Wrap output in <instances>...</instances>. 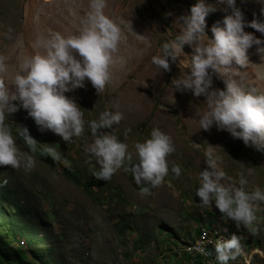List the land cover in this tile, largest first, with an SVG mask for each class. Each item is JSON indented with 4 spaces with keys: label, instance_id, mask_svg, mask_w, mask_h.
Segmentation results:
<instances>
[{
    "label": "rangeland",
    "instance_id": "1",
    "mask_svg": "<svg viewBox=\"0 0 264 264\" xmlns=\"http://www.w3.org/2000/svg\"><path fill=\"white\" fill-rule=\"evenodd\" d=\"M194 3L195 0H106L104 13L120 25L122 39L114 54L112 79L102 92L96 93L85 79L84 87L64 93L85 110V131L72 142H63L49 130L38 131L26 110L19 107L6 114L19 152L32 155L34 163L28 172L3 166L2 179L15 183L20 196L32 199L44 216L40 228L43 243L35 248L52 247L51 256L61 264H194V257L185 252L189 253L190 248L192 254L197 253L193 245L198 240L208 241L207 233L202 232L200 239L186 244L185 252L183 244L193 241L197 228L207 224L216 226L225 238L229 234L239 236L242 252L227 264H264V204L257 205V231L251 233L243 226L236 228L231 220H221L214 205L199 206V198L194 194L197 174L205 167L203 153L208 145L220 156L219 166L228 176L234 180L239 173L246 176L247 191L257 186L264 189V150L245 146L214 125L207 131L197 130L195 119L202 111L204 98L193 97L190 91L171 92L168 86L171 79L183 70L188 71L184 68L187 57L170 62L167 72H159L150 63L149 58L158 52L160 42L178 32L173 26L175 18L187 15ZM206 3H215V0H206ZM87 5L88 0H0V58L5 64L0 81L10 86L22 59L36 51L42 52L33 47L37 35H46L49 31L62 35L75 33ZM234 6L240 9L245 22L242 30L264 41V36L247 26L253 14L260 19V5L256 0L243 3L235 0ZM222 8L225 10L221 11ZM228 12L230 9L220 4L216 11L205 16L204 31L209 38V27ZM256 47L252 45L246 50L249 64L236 67L243 75L241 82L246 88L264 92V78H257L258 73H264V57L255 51ZM182 52L187 55L191 48L184 45ZM210 87L223 89L222 81L214 73ZM104 109L123 114L120 123L113 126L114 134L128 145L133 161L136 157L132 145L146 138L153 126L168 134L175 151L166 159L169 167L171 163L181 166L180 175L166 176L164 181L170 182L150 188L147 195L139 193L140 186L123 169H118L107 181L96 179L93 173L98 166L87 159L83 147L91 142L87 121L95 119ZM17 125L26 127L28 133L43 134L46 142L38 143L34 151H29L22 138L15 134ZM125 128L130 129L126 138ZM47 147L55 148L60 158L53 159L44 150ZM64 160L69 164L65 165ZM90 178L98 180L99 187L87 190L85 185ZM26 188L28 192H24ZM31 188L36 195L29 193ZM124 218L135 222L131 225L134 232L121 228L120 221ZM160 229L170 234V241L159 237ZM142 232L149 238L140 243L137 235ZM21 240H16L12 248L23 251L34 248L25 240L21 244Z\"/></svg>",
    "mask_w": 264,
    "mask_h": 264
},
{
    "label": "clouds",
    "instance_id": "2",
    "mask_svg": "<svg viewBox=\"0 0 264 264\" xmlns=\"http://www.w3.org/2000/svg\"><path fill=\"white\" fill-rule=\"evenodd\" d=\"M256 3L260 5V19L257 20L253 14L247 26L264 36V0H256ZM220 4L230 12L209 27V38L204 31V18L216 11ZM234 5L235 0H215V3L195 0L187 15H180L173 21L178 32L170 39L161 41L158 52L149 59L159 72H167L170 62L181 56L187 57L184 68L188 71L183 70L182 74L170 80L168 86L171 92L190 91L193 97L204 98L202 111L195 119L197 130L207 131L214 125L218 131H226L245 146L250 145L256 151H261L264 150V92L246 88L241 82L243 75L236 66L244 68L249 64L246 50L252 45H256L255 51L264 57V41L242 30L245 22L240 9ZM105 7L106 0H88L87 10L80 17L75 33L62 35L49 31L46 35H37L33 47L42 52L36 51L22 59L10 86L0 81V189H17L15 183L2 179L3 166L28 172L34 163L32 155L19 152L6 122V114L15 112L18 107L26 110L27 117L32 119L38 131L49 130L63 142H72L84 133L85 110L64 93L84 87L85 79L96 93H100L112 79L114 54L122 39V30L118 23L105 15ZM184 45L191 48L187 55L182 52ZM4 68L3 58H0V71ZM213 73L222 81L223 89L210 87ZM257 78H264V73H258ZM122 119L120 111L104 109L95 119L87 121L91 142L83 147V151L87 159L98 166L93 173L95 178L107 181L118 169H123L140 186L139 193L147 195L150 188L170 182L164 181L166 176L178 177L181 166L171 163L169 167L166 159L175 151L170 136L153 126L146 138L132 145L136 157L133 161L128 145L114 134L113 126ZM128 131L130 129L125 128V138ZM15 134L22 138L29 151H34L38 143L46 142L36 132L28 133L27 128L20 125L16 126ZM44 150L53 159L60 158L55 148L47 147ZM203 156L205 167L197 174L198 186L194 190L199 198L197 204L203 208L214 205L221 214V220H231L236 228L243 226L255 233V222L259 221L255 212L258 204H264V189L257 186L247 191L245 186L248 180L243 173H239L235 180L228 176L219 166L220 156L213 152V146L208 145ZM63 162L69 164L68 160ZM251 171L249 167L248 172ZM24 192H28V189ZM29 193L34 194L32 188ZM96 196L92 199H96ZM118 197L121 198L119 194ZM22 198L20 196L19 204L23 202ZM202 232L207 233L210 242L206 245V251L203 240H198L193 245L197 253L207 256L212 248L217 264H227L241 254L238 235L229 234L225 238L222 231L209 224L197 228L195 239L184 243L183 249L186 244L196 241ZM24 242L20 241L23 245Z\"/></svg>",
    "mask_w": 264,
    "mask_h": 264
},
{
    "label": "trees",
    "instance_id": "3",
    "mask_svg": "<svg viewBox=\"0 0 264 264\" xmlns=\"http://www.w3.org/2000/svg\"><path fill=\"white\" fill-rule=\"evenodd\" d=\"M36 135L41 139L44 138L37 132ZM31 137L37 140L35 136ZM99 184V181L90 178L85 186L87 190H91L93 186L99 187ZM34 195L36 194L34 193L32 196ZM22 199L23 202L19 204L20 195L14 187H4L0 189V264H61L51 256L54 252L52 247L48 246L44 249L35 248V246L43 243V239L40 237V228L45 218L40 211H38V208L34 206L32 199L24 197ZM47 215L50 218L53 217L51 212H48ZM121 220V228L134 232V229L131 228V225L135 223L134 221L127 218ZM158 233L160 238L170 241L168 237L171 236L170 234L168 235L165 230L160 229ZM137 238L141 243L143 239L149 237L146 236L145 232H142L141 235H137ZM21 239H24L29 246L34 248H29L27 251L12 248L16 240ZM208 242L210 241L205 240L203 243L205 250ZM174 243L176 244V241ZM188 252L191 255H188V253H186V255L191 258L194 257L196 261L194 264L217 263L214 260L212 248L209 249V255L207 256L198 253L192 254L190 248Z\"/></svg>",
    "mask_w": 264,
    "mask_h": 264
},
{
    "label": "bare ground",
    "instance_id": "4",
    "mask_svg": "<svg viewBox=\"0 0 264 264\" xmlns=\"http://www.w3.org/2000/svg\"><path fill=\"white\" fill-rule=\"evenodd\" d=\"M203 236V235H202ZM207 238L209 239V241H210V238H209V236L207 235ZM200 239V238H199ZM201 239H203V238H201ZM205 239V238H204ZM192 244V243H191ZM191 246V245H190Z\"/></svg>",
    "mask_w": 264,
    "mask_h": 264
}]
</instances>
